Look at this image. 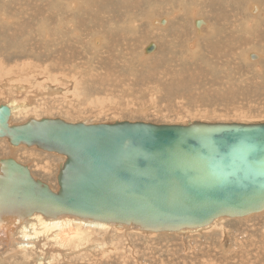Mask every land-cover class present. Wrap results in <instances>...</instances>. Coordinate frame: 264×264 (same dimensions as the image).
<instances>
[{
    "label": "rangeland",
    "instance_id": "rangeland-1",
    "mask_svg": "<svg viewBox=\"0 0 264 264\" xmlns=\"http://www.w3.org/2000/svg\"><path fill=\"white\" fill-rule=\"evenodd\" d=\"M4 1L5 2L3 3L6 4L7 0ZM12 1V3H7L5 5L8 6V12L15 11L16 7H19L20 2H25L26 0ZM128 1L130 0H121V4L123 6L122 10L120 12H115L114 14L110 13L108 14V16L111 15V18H114L113 16H118L120 18L124 15V13L126 14L128 11V15L129 13L131 14L129 18L132 17L133 19H135V16L141 18V16H144V11L147 10L148 12V7L152 6L155 0H140L138 1L137 5H135V7L132 6V8H130L129 5L132 0L129 3ZM155 3L157 5L160 4L162 7H164V4L161 0ZM165 3L167 2L165 1ZM117 4L118 3H116V6L118 8ZM9 5L12 6L9 7ZM123 9L126 10V12L123 11ZM164 9L165 7L161 8V15L163 16L167 13L169 14L172 11L168 10L165 12ZM58 10L61 11L60 9ZM62 10L65 11V8H63ZM186 11L183 10L181 12H178L177 15L174 14L175 20L179 19V21H183L185 23L186 35L180 37L181 39L185 38L183 39L184 41H181V43L179 42L177 47L180 46V48L182 47V44H184L185 40H188L193 36L191 20L189 21V23H187L185 21L186 18H184L183 15L187 13ZM109 12H111V10H109ZM252 12L254 13V11ZM240 13H242V10L240 11ZM145 14L148 15L147 13ZM73 15L74 17L81 16L80 13L75 14L74 12ZM87 15L88 14L85 15L82 12V19H76V21L71 24L62 23L61 19H59V21L57 22V18H51L47 27L73 30V32L75 33V28H79V24H81L82 20L88 17ZM108 16L106 15L101 20V22H97V20L92 21L93 19L89 18L87 22L84 23V27L87 28L81 29L82 32L85 33L86 36L90 35L91 31H93V35L94 31L96 33L95 35H102V30H104V27H101V25L106 26L107 30L105 29V31L111 32L108 28L112 27L105 23ZM202 17L204 16L202 15ZM189 18L191 19L192 17L189 15ZM63 20L65 19L63 18ZM34 21L36 20H33L32 23H30V26L32 25L31 27H27L29 30L27 28L25 30H19L20 32H22L21 34H23L24 37L27 36L24 38L25 42L28 39V35L32 34L31 36H29V39L26 42L28 45L26 43L24 44L23 40L21 39L23 38V36H20V34L16 36L15 39L17 40L13 39V41L15 42H12V38L11 40H9L10 38L8 39L5 36L1 37L0 42H3V45L5 44L4 40H6L7 38V44L4 47L8 51L5 52L4 47H1L0 50L4 52L3 55L8 59L2 56V52H0V58H4L3 60H0V68L1 65L11 67L12 65H15V63L19 64L20 67H24V64L27 62L31 64L33 68L30 67L29 70H24L21 73V76H18V79L20 80L19 83L28 88L26 89L27 94H29L32 90H35V86L36 89L38 88L37 90H43L45 89V87H51L52 89H58V91L50 95L40 94L39 96H36L34 98V106H38V108H41L40 113H37V115L32 113L15 114L10 119L12 123L23 122L29 117L41 118L49 115L53 117H61L69 121L84 122L140 120L154 123H184L190 120L206 119V121H264V66H262L264 65V60H260L261 62L257 65L253 62L259 60H252V63H249L251 62V60H248L249 62L244 60H229L230 57L227 56H229V54L231 55V53L228 49L229 51L226 50L228 53L226 52L227 58L225 57V60L223 59L211 61L212 55L216 56L215 54H213L212 50L213 48L217 49V42L207 45L210 47L211 52V56H209V58L206 56L208 55L207 53L206 55H204L205 60H181L182 56L179 53L180 48H177L175 50L177 53H174V56L171 55L173 47L171 46V48L170 44L167 43L168 38L164 37L162 38V40L159 38H148V33L150 30L145 26V21H141L140 26L146 31L139 32V28L138 30H136V28L135 30L131 28L129 32L127 29L126 31H122V33L125 34L128 32V37L130 36V39L128 38L125 42L127 46L126 49H128L129 51L135 48L133 50L136 55V51H140L144 44L146 45L149 40L150 42H155V44L158 45L157 47H159V44L167 45L166 47L163 45L165 52L164 49L162 50V48L160 47L163 52H161L160 54H158L157 52L154 56H151L149 60H138L137 57L132 56L133 60L123 59L120 61L118 58H120L122 54L124 56V53L119 52L124 48H120L121 50L119 49V47L123 45L119 40L117 41V43L120 45H118L119 47H117L119 50H116V53L118 54L115 56V58L117 59L115 60L116 62L114 60H112L111 63H108L105 60H101L100 62V59L96 60L97 58H93V55L91 57H88V55L90 54V48L89 46H87L88 42L84 43V41H82V44L84 43V46H82V44L80 45L79 43L76 44L78 46H82L79 47L77 53L75 52L74 48L73 50H71L72 48L70 49L77 60H63L65 62L57 61L53 60L54 50L61 47L62 45L65 46L69 43V45L74 44L73 37L71 38V40L67 39L68 41H65L63 38H57L58 41L57 39H53L57 42V46L54 45L55 42H52L51 40V42L53 43V48L55 46L56 47L54 49H51L49 56H46L45 52L47 51V49L49 52V45H43L45 41L43 40V42H41L42 39L40 40L37 37L38 33L35 32L36 34H34V32H32L33 30H37L36 27L33 26V24L36 23ZM118 23L119 21L116 24ZM72 26L73 28H71ZM119 29L122 30L121 27H119ZM26 30L31 32H26ZM83 33L82 36L86 37ZM129 33H134L133 37ZM136 34L139 37H137ZM32 38H34L35 40ZM202 38L203 39L200 40L199 47L200 50L203 49L204 53H206V45L203 42L204 36H202ZM59 39H62V41ZM18 41H22L23 43L21 44ZM164 41L166 42L164 43ZM10 42L13 44H11ZM14 43H16L17 48L19 46V52L15 50L17 48L13 46L15 45ZM129 43L133 46L131 47ZM10 44L11 47L9 46ZM35 45L38 47L36 48ZM6 46L9 47L7 48ZM27 46H31V48H33V54L27 51ZM83 47L86 49L87 54L85 53V49ZM167 47L169 48V50L166 49ZM248 48L250 47L248 46ZM248 48L244 49L243 47H241L240 49H244L242 50L244 52ZM235 49L239 50L237 47H233L234 52H237V50ZM12 50L16 54L12 52ZM43 50L45 51L43 52ZM221 50H223V48H218L216 52ZM24 51L26 54L24 53ZM10 52L14 53V55H12ZM39 52L42 55L39 54ZM243 52L240 51L239 54ZM35 53H38L39 55H35ZM99 53L101 56H103L102 51H100ZM166 53L167 55H165ZM23 54L25 55L23 56ZM27 54L30 55L28 56ZM7 55H10V57ZM84 56L88 58L85 59ZM90 58H92V60ZM93 59L94 61H96L94 62ZM123 61L125 63H123ZM215 61L217 62V64L220 63V66L215 65ZM91 63H93L94 65L92 66ZM232 63L234 68L232 67ZM112 65L114 66L111 67ZM92 71L94 74L92 73ZM192 71L194 72V74ZM195 72L198 74H196ZM220 72L223 73L221 74ZM29 73H34L33 77H29ZM102 73L105 74V77ZM2 74L3 73H1L0 71V104L5 103L8 96L15 97V93L10 87H8L7 90H4V88L6 87H1V80H3ZM10 74L15 75L14 71H11ZM108 74H113L115 77L113 75L109 77ZM125 77L128 79L126 80ZM218 77L220 78V80H218ZM252 78H254L255 80L257 79V81L255 82V80ZM240 83L243 86H241ZM239 86L241 87L239 88ZM237 88L239 89V91L237 90ZM233 89L236 91H233ZM47 96H50L51 98ZM246 99L249 103L246 102ZM51 105L54 108L56 107V109H49ZM13 148L14 147L9 146L4 138H0V157H14L18 162L27 165L30 170L32 169L31 172L34 176L46 182L52 188H56V166L63 160V157H58L59 154H57V156L56 154H49V152L42 151L35 147L17 146L14 149ZM22 156L24 157L22 158ZM43 161L46 164H49V169L47 168V166L45 167L43 165L45 164ZM40 162L42 163V165ZM40 165L43 168L39 167ZM44 168L46 169V172L44 171ZM85 231L82 232L85 238L79 239L77 241V244H79L78 246H74L73 242H71L72 244L70 243L71 245H69L70 249L73 248L76 250L75 253L69 254V256L67 255L64 257L58 256L59 254L55 256L54 254L49 255L41 264H231L232 260L234 259H238L239 261L240 258L246 259V255H248V258L253 256V252H255L256 249L264 251V210L253 214L249 218H226L209 228L188 233L146 234L143 232L115 230L113 228H108L100 232L97 230ZM90 243H98L99 245H96L92 250L81 249L77 251L78 247L80 248ZM258 246L260 247V249L258 248ZM20 257L21 256L19 254H5V259L7 260L8 264H17V261L20 259ZM29 261L31 262V264L36 263L32 258H29Z\"/></svg>",
    "mask_w": 264,
    "mask_h": 264
},
{
    "label": "water",
    "instance_id": "water-1",
    "mask_svg": "<svg viewBox=\"0 0 264 264\" xmlns=\"http://www.w3.org/2000/svg\"><path fill=\"white\" fill-rule=\"evenodd\" d=\"M155 48L149 42L145 52ZM9 117L1 103L0 138L9 146L35 147L63 160L51 188L27 165L0 157L3 237L34 213L176 233L264 210V121L30 117L10 123Z\"/></svg>",
    "mask_w": 264,
    "mask_h": 264
},
{
    "label": "bare ground",
    "instance_id": "bare-ground-1",
    "mask_svg": "<svg viewBox=\"0 0 264 264\" xmlns=\"http://www.w3.org/2000/svg\"><path fill=\"white\" fill-rule=\"evenodd\" d=\"M0 1H1L0 2V39L2 36H5L8 39L10 38L9 40H11V38H12V42H15V41H13V39L17 40V39H15L17 35L20 34V36H23V34H21L22 32H20L19 30H21V29L25 30L27 27L28 28L31 27L32 25L30 26V23H32L33 20H36V21H34L36 23H34L33 26L36 27L37 30H33L32 32H34V34H36L35 32L38 33L37 37L40 40L42 39L41 42H43V40L45 41L44 44L42 43L43 45H45V46L49 45V52H48V49L46 51L47 53L45 52V55L49 56L50 51L53 48L52 42L55 39L63 38L66 41L67 39L71 40V38L73 37V40H74L73 43L74 44L69 45L70 44L69 43V44H66L65 46L62 45L61 47L56 48L54 50L53 60H57V61L77 60L75 55L72 54L71 50H73V48H74L75 52L77 53L79 47L84 46V43L88 42L87 46H89V48H90V54H89L90 56L88 55V57H91L93 55V58H97L96 60L100 59V62H101V60H105L106 62L111 63L112 60H114V61L117 60L115 58V56L118 55L116 53V50L118 49L117 47H119L118 45H120L117 43V41H119V40L123 44L122 45L123 47L121 46V47H119V49L124 48L123 49L124 51L122 50L119 52V53H124V56H123V54L121 55L122 58L121 57L118 58L120 61L123 59L124 60H133L132 56L137 57L138 60H149L151 58V56H154L157 52H158V54L163 52L162 51L164 49L163 45L165 47L167 45L159 44V47H157L158 45L155 44V46H156L155 50L156 51L154 50L150 53H146L145 47L150 42L148 40L146 45L144 44V46L141 48L140 51H136V53H137L136 55H135V52L133 50L135 48L132 49L133 52H132V50L128 51V49H126L127 46H126L125 42L130 37V36L128 37V34H127L129 32V30L131 28H133L134 30L136 28V30H138V28H139V32L146 31L143 28H141V26H140L141 21H145L144 22L146 24L145 26L147 27V29L150 30L148 33L149 34L148 38H151V39L152 38H155V39L159 38L161 40L164 37L168 38L167 43L170 44V47L171 46L173 47L172 52L170 51L172 54L170 52L169 53L174 56L175 55L174 53H177L175 50L177 48H180V46L177 47L179 42L181 43V41H184L183 39H185V38L181 39L180 37H183L184 35H186L185 34L186 33L185 32V23L183 21H179V19L175 20L174 14L177 15L178 12H181L183 10L184 11L187 10L186 11L187 13L183 14L184 18H186L185 21L187 23H189V21L191 20V24H192V28H193L192 29V32H193L192 35L193 36L190 37L188 40H185L184 44H182V47L180 48V52H179L182 56L181 60H203V59L205 60L204 55H206L207 53H208V55H206V56L209 58V56H211V52H210V47L207 45H210L211 43H214V42L218 43L216 46L217 49L223 48V50L216 52L217 49L213 48L212 52L216 56L212 55L211 61L212 60H223V59L225 60L227 57H230L229 60H244V61L251 60V62L248 61L249 63H252V60H254V61L259 60V61L253 62L257 65L261 62L260 60H264V0H161L164 4L165 12L168 10H172L169 14L167 13L164 16L161 15L162 14L161 8H164V7H162L160 4L157 5L155 2H158L159 0H155L154 1L155 5L153 4L152 6H149L148 12H147V10L144 11V16H141V18L135 16V19H133L132 17L129 18V16L131 14L129 13V15H128V11L126 14L124 13V15L120 18L118 16H113L114 18H111V15L108 16V14H110V13L114 14L115 12H118V11L120 12L122 10L123 6L121 4V0H26L25 2H20L19 7H16L15 11H12V12H8V6H5L7 3H9V4L12 3L13 2L12 0H7L6 4L3 3V2H5L4 0H0ZM16 1H21V0H16ZM130 1H128V3ZM138 1H140V0H134V1L132 0L129 3L130 8H132V6L135 7V5H137ZM165 1L167 3H165ZM116 3H118L117 4L118 8L116 6ZM10 6H12V5H9V7ZM157 6H158V8H157ZM63 8H65V11L62 10ZM58 9H60L62 12L59 11ZM109 10H111V12H109ZM126 10H127V8H126ZM126 10L123 9V11H125V12H126ZM158 10H160V11H158ZM241 10H242V13H240ZM252 11H254V13ZM73 12L75 14L80 13L81 16L74 17ZM82 12L85 15L88 14L87 15L88 17L85 18L84 20H82L81 24H79L78 29L75 28V33L77 32L76 34L73 32V30L47 27L51 18H57V22L59 21V19H61L62 23H66V24H71L74 21H76V19L81 20L82 19ZM145 13H147L148 15H146ZM200 13H202V14H200ZM106 15L108 17L106 18L105 23H107L110 27H112V28H108V29H110L109 31H111V32L105 31L106 26H103V25H101V27H104V30H102V35H100V34L95 35L96 34L95 31H94V35H93L92 34L93 31H91L90 32L91 34L87 35V36H89V37H87L86 34L82 32L81 29L87 28V27H84V23H86L89 18H92L93 19L92 21L97 20V22H101V20ZM189 15L192 17L191 19L189 18ZM202 15L204 17H202ZM63 18L65 20H63ZM118 18H119V20H118ZM125 18H128V19H125ZM162 18L166 19L165 24H160V21ZM197 19L202 21L198 28L195 26V20H197ZM118 21H119V23L121 21H123V22H121L120 24L119 23L116 24ZM8 24H9V26H8ZM165 25H166V27H165ZM119 27H121L122 30L119 29ZM71 28H73V26ZM126 29L128 30V32L126 34L122 33V31L123 30L126 31ZM28 30H26V32ZM28 32H31V31H28ZM82 33L85 34L86 37H83ZM120 33L125 34V35H122ZM133 34L131 33L130 35L133 37ZM24 35H26V34H24ZM31 35H28V39H29V36H31ZM198 35H200V36H198ZM226 35H227V37H226ZM136 36H137V34H136ZM136 36H134V37H136ZM202 36H204L203 42L206 45L205 46L206 47V50H205L206 53H204L203 49L200 50V47H199L200 46L199 45L200 40L203 39ZM25 37H27V36H25ZM25 37L24 36H23V38L20 37L23 40L24 44L28 40L27 39L25 42L24 41ZM117 37H119V38H117ZM137 37H139V36H137ZM7 38H6V40H7ZM18 39H19V37H18ZM32 39H34V38H32ZM131 39H135V38H131ZM222 39H224V40H222ZM2 40H4V39H2ZM6 40H4L5 41L4 45L2 44L3 42H0L1 43L0 48L4 47L7 44ZM9 40H8V42H9ZM51 40H52V42H51ZM59 40L62 41V39H59ZM57 41H58V39H57ZM82 41H84L83 44H82ZM137 41H139V40H137ZM137 41H135V42H137ZM18 42H20V41H18ZM23 42L21 41L20 43L22 44ZM54 42H55L54 45L57 46V44H56L57 42L56 41H54ZM59 42H58V44H59ZM133 42H134V40H133ZM151 42H153V41H151ZM165 42L166 41H164V43ZM31 43H32V41H31ZM78 43L80 45L82 44V46L76 45ZM11 44H13V43H11ZM11 44L9 45L10 47H11ZM14 44L15 45H13V46L16 47L17 46L16 43H14ZM131 44H132V42H131ZM133 44H135V43H133ZM9 46H6V47L8 48ZM132 46L133 45H131V47ZM248 46L250 48H248ZM37 47L38 46H36V48ZM160 47L162 48V50L160 49ZM233 47H237L241 52H243L242 50H244L246 48H248V49L246 51H244L243 53L239 54L240 51L235 49V50H237V52L235 51L236 52L235 53L233 51ZM241 47H243L244 49L241 50L240 49ZM47 48H48V46H47ZM4 49H5V47H4ZM18 49H19V46L15 50H17V52H19ZM32 49L33 48H31V46H27V51H29L31 54H33ZM41 49H42V46H41ZM41 49H40V52H41ZM87 49H88V47H87ZM137 49H139V48H137ZM166 49L169 50L168 47ZM228 49L230 50V53H231V55L229 54V56H227L228 52L226 51ZM10 50H11V48H10ZM7 51L8 50L5 49V52H7ZM44 51L45 50H43V52ZM100 51H102L103 56L100 55V53H99ZM0 52H2V56H4L3 55L4 52L1 50H0ZM12 52H14V51L12 50ZM12 52H10V53L12 55H14L15 52L14 53H12ZM40 52H39V54H41ZM164 52H165V49H164ZM21 53H23V52H21ZM24 53H25V51H24ZM56 53H57V55H56ZM85 53L87 54L86 49H85ZM25 54H23V56ZM39 54L35 53V55H39ZM151 54H153V55H151ZM27 55L29 56L30 54H27ZM165 55H167V53ZM239 55H240V57H239ZM241 55H242V57H241ZM252 55H254V57H251ZM7 56L10 57V55H7ZM232 56H234V57H232ZM60 57H62V58H60ZM88 57H85V59ZM5 58H7V57H5ZM12 58H13V56H12ZM3 59L0 58V60H3ZM90 59L92 60V58H90ZM166 60H168V59H166ZM170 60H174V59H170ZM93 61H94V59H93ZM63 62H65V61H63ZM74 62H76V61H74ZM24 63H25V61H24ZM98 63H99V61H98ZM123 63H125V62L123 61ZM233 63H232V67L234 68ZM219 64H217V62L215 63V65H219ZM91 65L93 66L94 64L91 63ZM122 65H124V64H122ZM113 66L114 65H112L111 67H113ZM194 66H193V68H194ZM262 66H264V65H262ZM30 67H32V65L27 63V62L24 64V67H20V65L17 63H15V65H12L11 67L6 66V65H1L0 71H1V73H3L2 74L3 80H1V87H6V88H4V90H7L8 87H10L13 90V92L15 93V97H9V96L7 97L6 96L7 101L5 103H3V104H6L10 109V117H9L10 123H12L10 121L11 117L14 116L15 114H18V113H32V114L37 115V113H40L41 108H38V106L37 107L34 106V103H35L34 98L36 96H39L40 94L50 95V94H54L58 91V89H52L51 87H45V89H43V90L39 89L40 90L39 91V90H37L38 88L36 89V86H35V90H32L29 94H27L26 89H28V88H26L24 85L19 83L20 80L18 79L19 78L18 76H21V73L24 70H29ZM99 68H101V67H99ZM199 68H200V65H199ZM203 68H208V67H203ZM92 69H93V67H92ZM11 71H14L15 75L10 74ZM93 71H92V73H93ZM41 72H43V71H41ZM201 73H202V71H201ZM102 74H104V73H102ZM193 74H194V72H193ZM196 74H198V73H196ZM29 75H30L29 77H33L34 73H29ZM111 75H113V74H110V75L108 74L109 77ZM104 77H105V74H104ZM113 78H111V79H113ZM218 78H215V79H218ZM221 78H223V77H221ZM36 79H38V78H36ZM125 79L127 80L128 78L125 77ZM252 79H254V78H252ZM34 80H35V78H34ZM218 80H220V78ZM249 81H252V80H249ZM256 81H257V79L255 80V82ZM29 83H31V82H29ZM241 86H243V85L241 84ZM241 86H239V88ZM249 87H250V85H249ZM244 88H247V87H244ZM237 90L239 91L238 88H237ZM233 91H236V90L233 89ZM47 97H50V96H47ZM246 102H248L247 99H246ZM236 108H237V106H236ZM49 109L55 110L56 107L54 108L51 105L49 107ZM44 117H53V116L49 115V116H44ZM32 118L37 119L38 117H32ZM206 120H203V121H206ZM89 121H91V120H89ZM52 154H56V153H52ZM28 156H30V155H28ZM53 156H55V155H53ZM56 156H57V154H56ZM60 156L61 155H59L58 157H60ZM23 157L24 156H22V158ZM25 157H26V155H25ZM61 157H63V156H61ZM52 160H53V158H52ZM49 163H51V162H49ZM53 163H55V162H53ZM53 163H52V165H53ZM45 164H43V165L45 167L47 166V168L49 169L50 168L49 164L48 163L46 165ZM41 165H42V163H41ZM41 165L39 167H42ZM54 166H56V165H54ZM28 169H29V167H28ZM31 170H30V172H31ZM39 170H41V169H39ZM44 171L46 172L45 168H44ZM34 177H36V176H34ZM49 177H51V176H49ZM252 215L253 214H249V215L244 216L243 218H249ZM226 218H228V217H217L207 226H204L201 228H196V229H184V230H181V231L176 232V233H188V232H195V231L203 230V229H206V228L213 226L216 223H219L221 220L226 219ZM108 228H113L115 230L132 231V232H143L146 234H162V233H158V232L140 231L137 229L119 228V227H115L114 225H110V224H106V223H102V222H90L87 220H80V219H76V218L69 217V216H63V217H59V218H46L39 213H34L31 216H29L27 219H25L24 221L17 224L16 226H14L12 229H10L9 232L5 233L4 237L2 235V232L0 231V264L7 263V260L5 259V254H10V253L19 254L21 256L20 259L17 261L18 262L17 264H31V262L29 261V258H32L33 261L36 262L34 264H41L45 260V258H47L49 255H53V254H54V256L59 254L58 256H61V257L67 256V255L69 256V254H73L76 251L73 248L70 249L69 245H71L72 244L71 242H73L74 246H78L79 244H77V241L79 239L85 238L82 234L83 231H85V230H88V231L89 230H97L100 232V231H103V230L108 229ZM165 233L168 234L169 232H165ZM165 233H163V234H165ZM176 233H172V234H176ZM6 234H8V235H6ZM4 238H5V241H4ZM96 245L98 246L99 244L98 243L97 244H93V243L86 244V246H82L80 248L78 247L77 251H79L81 249L92 250L95 248ZM258 248L260 249L259 246H258ZM253 253H254L253 256H251L249 258H248V255H246L245 256L246 259L240 258L239 261H238V259H234V260H232L231 264H239V263L264 264V251L256 249V251Z\"/></svg>",
    "mask_w": 264,
    "mask_h": 264
}]
</instances>
